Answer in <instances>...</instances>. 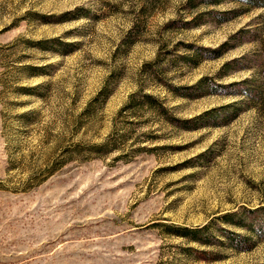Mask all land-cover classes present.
Listing matches in <instances>:
<instances>
[{
	"label": "rangeland",
	"instance_id": "rangeland-1",
	"mask_svg": "<svg viewBox=\"0 0 264 264\" xmlns=\"http://www.w3.org/2000/svg\"><path fill=\"white\" fill-rule=\"evenodd\" d=\"M0 264H264V0H0Z\"/></svg>",
	"mask_w": 264,
	"mask_h": 264
},
{
	"label": "trees",
	"instance_id": "trees-1",
	"mask_svg": "<svg viewBox=\"0 0 264 264\" xmlns=\"http://www.w3.org/2000/svg\"><path fill=\"white\" fill-rule=\"evenodd\" d=\"M148 98V96H146Z\"/></svg>",
	"mask_w": 264,
	"mask_h": 264
}]
</instances>
